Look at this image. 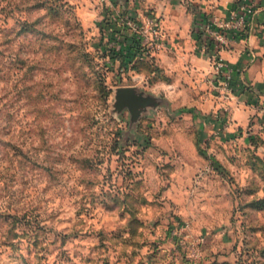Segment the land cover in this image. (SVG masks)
Segmentation results:
<instances>
[{
    "label": "rangeland",
    "instance_id": "rangeland-1",
    "mask_svg": "<svg viewBox=\"0 0 264 264\" xmlns=\"http://www.w3.org/2000/svg\"><path fill=\"white\" fill-rule=\"evenodd\" d=\"M134 2L0 0V264H264V108L214 135Z\"/></svg>",
    "mask_w": 264,
    "mask_h": 264
},
{
    "label": "crops",
    "instance_id": "crops-1",
    "mask_svg": "<svg viewBox=\"0 0 264 264\" xmlns=\"http://www.w3.org/2000/svg\"><path fill=\"white\" fill-rule=\"evenodd\" d=\"M251 2L255 11L246 27L236 31L235 37L218 53L233 69L237 92L228 97L204 89L207 75L213 69L211 52L202 49V25L208 17L228 18L238 8V0H135L133 3L138 22L144 23L145 30L151 20L156 22L160 39L153 50L155 61L174 79L185 78L187 100L228 108L224 116L221 115L227 122L224 129L214 125L211 129L214 135L225 130L235 134L245 126L255 109L264 108V0ZM125 4L128 5V1ZM174 84L169 86L173 88Z\"/></svg>",
    "mask_w": 264,
    "mask_h": 264
},
{
    "label": "built area",
    "instance_id": "built-area-1",
    "mask_svg": "<svg viewBox=\"0 0 264 264\" xmlns=\"http://www.w3.org/2000/svg\"><path fill=\"white\" fill-rule=\"evenodd\" d=\"M255 11V6L251 0H238V8L228 17L219 19L215 16L208 17L202 25L204 38L203 50H209L212 61V73L209 81L213 87V92L220 97L235 95L237 87L234 83L233 69L219 55V49L227 45L228 41L235 37L234 33L243 30L250 17ZM127 22L135 29H138V21L128 19ZM149 33L153 38L152 45L160 39V32L155 21L151 20ZM209 41L212 47H209ZM224 110H228L225 106ZM185 227V225H183Z\"/></svg>",
    "mask_w": 264,
    "mask_h": 264
},
{
    "label": "water",
    "instance_id": "water-1",
    "mask_svg": "<svg viewBox=\"0 0 264 264\" xmlns=\"http://www.w3.org/2000/svg\"><path fill=\"white\" fill-rule=\"evenodd\" d=\"M117 105L118 109L124 107L129 108L131 111H137L141 108H145L148 105H152L156 102V96L150 94H144L136 92L131 86L117 87Z\"/></svg>",
    "mask_w": 264,
    "mask_h": 264
},
{
    "label": "trees",
    "instance_id": "trees-1",
    "mask_svg": "<svg viewBox=\"0 0 264 264\" xmlns=\"http://www.w3.org/2000/svg\"><path fill=\"white\" fill-rule=\"evenodd\" d=\"M23 25H24L23 27H25L27 25V23L26 22H23ZM135 36L136 35H133L132 40H131V43L129 44V48L132 50V56L134 57V55H135V58H136L137 57V54H139L140 50L143 49V45L141 44V41H140L141 36L140 35L138 37H135ZM209 47H212L211 41H209ZM124 51L122 49L121 50L119 49L117 51H114V52L111 51L110 52L111 54H113V56H116V58L118 60H120V66H121V69L122 70H126L128 68V64L133 59L132 56H128ZM149 52L150 51H148L147 53L150 54ZM154 59H155L154 55H151L150 58L146 60L147 64H148V61L149 60H151V62H153ZM136 60H138V59H136ZM134 62H136V61H134ZM139 62L142 63L143 62L142 59L137 61V63H139ZM137 63H134V65L132 67L135 68L136 67L135 64H137ZM155 68L157 70L159 69L157 66Z\"/></svg>",
    "mask_w": 264,
    "mask_h": 264
}]
</instances>
